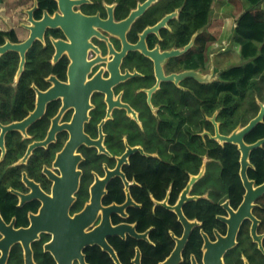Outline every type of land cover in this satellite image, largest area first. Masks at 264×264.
<instances>
[{
  "label": "flooded vegetation",
  "instance_id": "flooded-vegetation-1",
  "mask_svg": "<svg viewBox=\"0 0 264 264\" xmlns=\"http://www.w3.org/2000/svg\"><path fill=\"white\" fill-rule=\"evenodd\" d=\"M43 1L21 0V5L12 11L13 4L9 2L8 14L13 18L8 25L0 23L3 24L0 34L5 39L2 46L8 41L14 44L28 41L35 23L44 22L46 13L51 20H46L48 24L42 36L35 37L27 55L9 50L0 57V60L10 59L4 68L6 71L16 66L11 92L0 94V218L3 222L8 226L13 223L16 230L30 227V215L38 214L43 206V201L33 196L34 189L52 195L55 179L63 175V170L75 173L76 164L75 170L81 173L80 186L71 215L80 214L91 205L95 192L101 207L90 210L92 222L86 231L92 234L93 242L104 239L114 252L97 243L89 245L84 250L85 263L156 264L160 261L157 264H164L186 234L174 207L179 205L192 178L202 173L187 194L189 200L181 205L184 217L193 226L176 264H194V261L197 264L215 261L264 264V252L255 238V235L260 237L264 247V194L252 209L258 220L255 231L254 221L246 217L235 233L228 236L230 224L221 219H231L226 204L237 211L247 191L241 175L239 144L217 138V131L229 136L246 126L260 109L256 113L248 111L247 124L241 122L226 133L225 121L221 119L223 108L206 111L198 95L201 84L205 83L187 77L176 83L171 77L185 71L209 75L211 64L217 67L212 51L216 42H211L207 48L206 69L189 68L188 61L194 62L192 54L206 30H197L184 48L173 46L180 29L182 7L169 10V0H154L143 14L125 25L123 22L131 13L148 0H134L135 5L130 8L125 6L130 0H53L55 7L49 2L47 8ZM174 12L178 16L156 29V25ZM193 39L194 45L189 50L175 57L170 55L162 62L164 74L159 77L152 52L166 55L174 49L183 51ZM9 53L17 55L11 59L14 55ZM174 59L179 60L175 63L176 70L172 67ZM23 60L24 70L18 77ZM257 103L260 104L258 99ZM240 113L227 112L226 116L236 118ZM74 145L75 151L71 152L69 148ZM227 145L237 147L240 153L238 176L243 195L238 206L220 190L219 155L220 149ZM67 147L69 151L60 163L59 155ZM257 149L251 152L252 166L247 172L255 188L264 184L250 176L258 172L252 160ZM106 179L103 193L98 196V180ZM203 200L220 208L215 215L217 224L211 231L204 220L188 212L189 206ZM163 213L169 216L163 217ZM114 228L121 231L113 232ZM196 231L202 239L200 255L191 252L187 257L186 251ZM204 234L213 244L220 242V234L224 237L223 243L229 241L231 246L224 251L223 246H214L211 252ZM3 238L0 232V241ZM51 239V235L42 234L32 244L35 264H58L45 249ZM123 242L128 243V249H121ZM252 246L260 255H248ZM7 264H27L21 242L13 245ZM74 264L81 263L76 260Z\"/></svg>",
  "mask_w": 264,
  "mask_h": 264
},
{
  "label": "water",
  "instance_id": "water-1",
  "mask_svg": "<svg viewBox=\"0 0 264 264\" xmlns=\"http://www.w3.org/2000/svg\"><path fill=\"white\" fill-rule=\"evenodd\" d=\"M154 2V0H148L144 4L140 5L138 10H135L131 13L130 17L127 21L123 22V24L132 23L134 19L143 14L146 9L151 6V4ZM30 17L33 19V12H29ZM67 13V12H65ZM175 16H178V12H174L172 14L167 15L158 25H156V29L160 28L161 26L165 25L168 20L173 19ZM50 20V16L48 13L45 14V21L42 23H35V27L32 28L33 33L31 38L20 44H14L8 41L5 45L0 46V57L1 55H4L9 50H14L17 52H21L24 56L26 54V51L31 47L33 44V41L35 37L42 36L44 29L46 28V25L48 24L47 21ZM66 31L68 32V28L65 27ZM150 29H148L146 32H148ZM146 34V33H145ZM145 36V35H144ZM143 36V37H144ZM194 45V39L192 42L185 47V49H174L173 51L167 53L166 55H160L158 52H152L153 58L156 61V68H157V74L158 76H162L163 68H162V62L167 57H170L172 55L173 57L178 56L186 52L188 49H190ZM142 50L149 54V52L142 47ZM24 60L21 64L18 77H20L21 73L24 70ZM222 69H218L215 67V65H212V73L209 75H205L202 72L197 71H185L180 74H173L171 77L173 81L176 83H179L181 80L187 78H194L197 81L201 83H211L213 79H216L221 74ZM170 78H166L168 80ZM42 93H40V96ZM48 96H51V92L48 93ZM260 111L258 115L253 118L246 126L240 127L236 129L231 135H221L217 131V138L220 139L221 142H230V143H236L239 144L240 150L242 151V169H241V175L243 178L244 186L246 188V194H245V200L243 204L238 208L237 211H234L229 204H226V208L228 209L231 219H227L224 217H221L223 221H227L230 224L229 229V235L235 233V231L238 229L242 221L246 217H250L255 225H254V231L256 228V224L258 220L254 217L252 214V209L254 207V202L261 197L264 194V184L258 187H254L255 182L250 180L247 172L248 168L251 167L250 163V155L251 152L262 145H264V138L260 139L254 144H248L245 141V137L250 134L260 123L264 121V102H260ZM36 115H34L30 120L34 119ZM29 120V121H30ZM215 122V121H214ZM216 125H218L215 122ZM3 135L1 136V141H3ZM73 139L75 137L73 136ZM71 152L75 151V145L71 146L69 148ZM68 147L65 149L63 153L59 155V162L61 163L64 157L66 156L67 152L69 151ZM75 166H77L75 164ZM74 171L78 175H76L74 172H70L69 170L65 171L63 170V175L61 177L56 178V184L54 185V190L52 195H47L43 193L40 189H34L36 192L33 195L35 198H39L43 201V206L41 207L38 214H31V225L28 228H21V229H14V224L12 223L10 226L6 225L3 220L0 218V232L4 236V238L0 241V250L2 251V256L0 258V264H7V261L10 257L13 245L16 242H21L23 245L26 261L27 264H35L33 260V250H32V244L34 241H38L41 238L42 234H49L52 236L51 242L45 246L46 251L49 253H52L53 256L56 258L58 264H74V261L79 260L81 264L85 263V254L84 250L87 246L93 245L97 243L99 246H101L103 249L108 250L110 252H113L112 249L109 247L108 243L104 239H95V242L92 241L90 233L86 231V228L90 225L92 222L89 219V212L90 210L94 208H100L101 202H96V194L93 192V198H92V204L88 205L86 209L80 213L75 214L74 216L71 215V206L76 200V193L80 186V175L81 173L79 171ZM62 168V167H61ZM205 169V167H204ZM119 170H117L116 173H118ZM202 177V173L198 177H193L190 181L187 189L184 191L181 201L178 206L174 207L175 210L178 211L181 220L183 221L185 228H186V234L182 241H179V245L173 254V256L164 264H176L180 257V251L181 246H184V243L187 241L189 237V229L193 225L190 224V222L187 221V219L184 217L181 205L184 201L189 200L187 198V194L190 192L193 184ZM74 180V185L73 184ZM108 179L105 181L98 180V184L100 186V191L97 192L98 196L103 193V188L106 185ZM22 197V196H21ZM23 199H25L23 197ZM130 204V200H129ZM121 213H123L122 209H119ZM106 211V209L104 210ZM106 216V215H105ZM106 222V219L104 220ZM236 223V224H235ZM198 225V223H197ZM112 231L113 228H109V231ZM120 228H114L113 232H120ZM98 237V236H95ZM204 238L206 239V246L211 249V252L213 251V247H220L223 246V251L227 247L231 246L230 242L227 241L226 243H223L224 237H222L220 234H218V238L220 242L218 244H213L210 242L209 237L204 234ZM256 240L259 243V248L261 251L264 252V247L261 241V238L255 235ZM114 253V252H113ZM210 255V252L206 255V257ZM194 264H197L194 261ZM212 264H219L212 262ZM222 264V263H221Z\"/></svg>",
  "mask_w": 264,
  "mask_h": 264
},
{
  "label": "trees",
  "instance_id": "trees-1",
  "mask_svg": "<svg viewBox=\"0 0 264 264\" xmlns=\"http://www.w3.org/2000/svg\"><path fill=\"white\" fill-rule=\"evenodd\" d=\"M169 1L170 2H169L168 8L171 11H173L175 8L182 7L181 14H180L181 21L179 24L180 29L178 32V37H176V34H174L176 39L173 40V43H172L173 46L183 47L184 45L189 43L192 35L197 30H201V29L206 30L207 33L205 32L204 35L200 37L199 39L200 41L192 54V56H194V62H192L191 60L188 61L189 68L206 69L207 60H208V57H207L208 45L211 42L218 40V38L222 34V28L224 26V18L222 16L214 17L215 20L212 19V14H213L212 8H213L215 0L213 2L212 0H169ZM247 1L249 2V8L244 14H241L240 18L237 21L238 22L237 27L234 30V43L236 42L235 43L236 45L241 46V57H242L243 63L239 65H233L229 68L224 69L221 72L220 77H219L220 79L218 81H214L209 84H201L202 85L201 92L198 94L199 97L203 99L204 101V104H205L204 109L206 111L213 110L218 107L223 108L221 119L225 121L226 127L224 128V130L226 133L232 131L241 122L246 123L247 122L246 116L248 114V111H254L255 113L258 112L260 107L257 103V99L259 103L262 101L264 102V93L262 92L263 91L262 89L264 88V76H263L264 75V19L262 18L260 14H258V11L260 10L261 5L264 0H261V1L260 0H247ZM43 2L46 8L49 2L54 4L53 0H44ZM134 5H135L134 0H130L129 3L125 4L127 8H130L131 6H134ZM54 7H55V4H54ZM54 7L51 9V12L53 11ZM255 11L257 13H254ZM41 13L42 11H40L38 15H41ZM207 28L209 32L207 31ZM235 36H237V38ZM0 37H2L0 38V44H4L5 39L3 38L2 34H0ZM39 46L40 44L37 45V48ZM8 55L10 56L14 55L11 58L13 59L17 54L9 53ZM9 60L10 59H6V60L2 59V61L0 60V79H1L0 80V94L10 93L11 92L10 83L14 81V74L16 71V66L13 68H8L7 71L4 69L6 67V63H8ZM3 69L4 71L2 72ZM231 70H233L232 73H231ZM3 75H4V78H3ZM248 75L250 76V78L249 77L247 78ZM225 76L226 77L228 76V77L226 78ZM232 76H234L235 79ZM244 77H246L248 80H246ZM236 78H239L240 80L237 79L236 81ZM242 80H244L246 83L245 82L243 83ZM251 80L255 81L253 82L254 84L251 82ZM250 84L251 86H248ZM256 86L258 88H256ZM243 87L244 88L246 87L245 88L246 90ZM239 88L241 90L240 92L238 91ZM256 89L257 90L259 89L258 92H256L257 91ZM241 92L242 94H240ZM252 93L254 94L252 95ZM236 111H241L238 117L228 118L226 116L227 112H230L231 115H234ZM263 136H264V122L261 123V125L259 124V126H257V128L254 129L247 136L246 140L248 143H254L258 141L259 139H263L264 138ZM211 155H212V152H211ZM219 157H220V162H221L220 190H222L223 193L224 192L226 193V197H229L232 199V203L234 206H238L241 202L242 195H243L242 184L238 176L240 153L238 152L237 147L232 146V145H227L226 147L220 149ZM252 160L258 167V172L253 173L252 175L250 174V176L256 179L258 183H262L264 181V147L254 151V153L252 154ZM219 211H220V208L218 204L216 203L212 204L206 200L196 202V204L189 206L188 208V212L191 216H198L200 219L204 220L205 225L209 231H211L212 227L215 226V224H217L215 215ZM162 216L166 217V216H169V214L163 213ZM43 242H44V238H43ZM201 243H202L201 236L199 232L196 231L189 245V248L186 251L187 257H188V254L191 252H195L198 255H200L199 248L201 246ZM196 245H198V247H196ZM120 247L121 249H128L129 245L128 243L123 242ZM95 252L98 253L99 250L95 249ZM247 252H249V249L247 250ZM39 253L42 254V249L40 248H39ZM254 254L260 255V252L256 250L254 246H252L250 248V252L248 253V255L251 256ZM158 262L160 261H157V263Z\"/></svg>",
  "mask_w": 264,
  "mask_h": 264
},
{
  "label": "rangeland",
  "instance_id": "rangeland-1",
  "mask_svg": "<svg viewBox=\"0 0 264 264\" xmlns=\"http://www.w3.org/2000/svg\"><path fill=\"white\" fill-rule=\"evenodd\" d=\"M225 1H228V0H225ZM234 1H236V3H235L236 6L235 5H225L220 10V7L218 5L220 0H215L213 14H216L217 16H219V15L229 16L230 14H232V11H234L235 14L233 16H235V15H237V13H242L246 10L244 0H234ZM9 2H11L13 4V7H11V11L15 10L16 8H18L21 5V0H4L3 2H0V23L2 22V23H5L6 25H8L10 20L13 18V15L11 13L8 14L9 13L8 12L9 11ZM225 13H227V14H225ZM2 25L3 24H1L0 26H2ZM232 25H233V22H231L230 26H232ZM6 27H8V26H6ZM233 27H235V26H233ZM233 27L230 30V35L228 36L227 41L225 39L220 40V41L218 40L214 44V47L212 48L213 53H215L214 57L216 58V60H215L216 65L217 66H223V68H225V69L229 68L233 65H239V64L243 63L242 58L239 55V50H241V49L238 45H235L234 40L232 39ZM235 58L236 59L240 58V59L237 60V62H235L236 61ZM172 61H173L172 67L174 68V70H176L177 66L175 65V63H179V60L174 59ZM262 90H263L262 92L264 93V88Z\"/></svg>",
  "mask_w": 264,
  "mask_h": 264
},
{
  "label": "crops",
  "instance_id": "crops-1",
  "mask_svg": "<svg viewBox=\"0 0 264 264\" xmlns=\"http://www.w3.org/2000/svg\"><path fill=\"white\" fill-rule=\"evenodd\" d=\"M247 0H244V3H245V8H246V10L244 11V12H242V13H237V15L236 16H233L235 13H234V11L232 12V14H230L229 16H225V15H219V16H222L223 18H224V26H223V28H222V34H221V36L218 38V40L220 41V39L222 40V39H225L226 41H227V38H228V36L230 35V30L232 29V27H233V25L232 26H230L231 25V22H233V24H235V27H233V36H232V39L234 40V30H235V28L237 27V24H238V19L240 18V16H241V14H244L247 10H248V8H249V2L247 1ZM215 3V2H214ZM236 1H234V0H228V1H225V0H220V2L218 3V5H219V7H220V10L225 6V5H235L236 6ZM262 5L263 6H261V8H260V10L258 11V14H260L261 16H262V18L264 19V2L262 3ZM213 9H214V6H213ZM257 11V10H256ZM254 12V13H257V12ZM219 13V12H218ZM239 14V15H238ZM214 15H216V14H214ZM213 14H212V18H214V17H217V16H214ZM218 16V17H219ZM228 17V18H227ZM235 17V18H234ZM226 18V19H225ZM236 20V21H235ZM226 26V27H225ZM228 31V32H226V31ZM218 40H216V41H214V42H217ZM230 42V41H229ZM239 47H240V49H241V46L239 45ZM240 53H241V50H239V55H240ZM241 56V55H240ZM240 58H237L236 59V62H237V60H239ZM217 66V65H216ZM217 68L218 69H225V68H223V66H217Z\"/></svg>",
  "mask_w": 264,
  "mask_h": 264
},
{
  "label": "bare ground",
  "instance_id": "bare-ground-1",
  "mask_svg": "<svg viewBox=\"0 0 264 264\" xmlns=\"http://www.w3.org/2000/svg\"><path fill=\"white\" fill-rule=\"evenodd\" d=\"M214 0H212V2H213ZM261 1V0H260ZM202 2V1H201ZM247 2V1H246ZM264 2V1H263ZM259 4H260V2H259ZM181 5V4H180ZM210 5H212V4H210ZM183 6V5H182ZM214 6V5H213ZM261 6H263V5H261ZM178 7V6H177ZM210 7V6H209ZM233 7V6H232ZM213 9V8H212ZM264 9V8H263ZM236 11V10H235ZM216 12V11H215ZM227 12V11H226ZM233 12V11H232ZM181 12H179V14H180ZM186 13V12H185ZM225 14H227V13H225ZM214 15V14H213ZM229 15V14H228ZM239 15V14H238ZM214 16H217V15H214ZM231 16V15H230ZM236 16V15H235ZM218 17V16H217ZM220 17V16H219ZM178 18V17H177ZM228 18V17H227ZM235 18V17H234ZM184 19V18H183ZM191 19V18H190ZM212 19H214V18H212ZM226 19V18H225ZM215 20V19H214ZM34 21V20H33ZM212 21V20H211ZM236 21V20H235ZM215 22V21H214ZM213 23V22H212ZM34 25V24H33ZM210 26H211V24H210ZM221 26V25H220ZM233 26H235L234 24H233ZM207 27H209V26H207ZM226 27V26H225ZM211 28V27H210ZM210 30V29H209ZM226 31V30H225ZM226 32H228V31H226ZM207 33V32H206ZM229 33V32H228ZM200 34V33H199ZM202 35V34H201ZM201 35H199V36H201ZM238 35V34H237ZM3 36V35H2ZM30 37V36H29ZM236 38H237V36H235ZM0 38H2V37H0ZM38 38V37H37ZM2 40V39H1ZM221 40V39H220ZM223 40V39H222ZM24 41V40H23ZM38 41V40H37ZM3 42V41H2ZM16 42V41H15ZM24 42H26V41H24ZM5 43V42H4ZM196 43V42H195ZM236 43V42H235ZM238 43V42H237ZM35 44V43H34ZM221 44V43H220ZM236 45V44H235ZM221 46V45H220ZM244 46V45H243ZM249 47V46H248ZM184 48V47H183ZM232 48V47H231ZM189 50V49H188ZM230 50V49H229ZM231 51V50H230ZM223 53V52H222ZM246 54V53H245ZM19 55H20V53H19ZM27 55V54H26ZM217 55V54H216ZM238 55V54H237ZM240 55H241V53H240ZM240 57V56H239ZM7 59V57H4V59ZM20 58V57H19ZM215 58V57H214ZM242 58V57H241ZM247 58H248V56H247ZM236 59V58H235ZM252 60V59H251ZM2 61V60H1ZM229 61V60H228ZM253 61V60H252ZM217 62V61H216ZM236 62V61H235ZM2 63V62H1ZM5 63V62H4ZM21 63V62H20ZM248 64V63H247ZM246 64V65H247ZM249 64H250V62H249ZM6 65H7V63H6ZM242 65H244V64H242ZM26 66H28V65H26ZM211 66H212V64H211ZM244 67V66H243ZM247 67V66H246ZM26 69V68H25ZM27 70V69H26ZM243 70H244V68H243ZM246 70V69H245ZM203 71V70H202ZM230 71V70H229ZM232 71L233 70H231V73H232ZM240 71V70H239ZM248 73H249V71H248ZM5 74V73H4ZM8 74V73H7ZM235 74H237V73H235ZM238 74H239V72H238ZM241 75V74H240ZM243 75V74H242ZM246 75V74H245ZM224 76V75H223ZM235 76V75H234ZM234 76H232V77H234ZM244 76V75H243ZM260 76V75H259ZM264 76V75H263ZM9 77H11V76H9ZM222 77V76H221ZM226 77V76H225ZM228 77V76H227ZM226 77V78H227ZM231 77V76H230ZM229 77V78H230ZM237 77V76H236ZM240 77V76H239ZM250 78V76L248 75L247 76V78ZM3 78H4V75H3ZM2 78V79H3ZM219 78V77H218ZM225 78V79H226ZM246 80H248L246 77H244ZM261 78H262V76H261ZM15 79V78H14ZM234 79H235V77H234ZM237 79H239V78H236V81H237ZM243 79V78H242ZM255 79V78H254ZM1 80V79H0ZM240 80V79H239ZM243 81V83L245 82L244 80H242ZM11 82V81H10ZM18 82V81H17ZM241 82V81H240ZM251 82L253 83V82H255V81H252L251 80ZM22 82L20 81V84H21ZM246 83V82H245ZM250 83V82H249ZM237 84H238V82H237ZM254 84V83H253ZM7 85V84H6ZM17 85V84H16ZM241 85V84H240ZM246 85V84H245ZM244 85V86H245ZM21 86V85H20ZM247 86V85H246ZM248 86H251V84L250 85H248ZM19 87V86H18ZM240 87V86H239ZM254 87V86H253ZM13 88V87H12ZM244 88V87H243ZM246 88V87H245ZM244 88V89H245ZM248 88H250V87H248ZM256 88H258L257 86H256ZM17 89V88H16ZM38 89V88H37ZM252 89V88H251ZM38 90H40V89H38ZM246 90V89H245ZM248 90V89H247ZM250 90V89H249ZM257 90V89H256ZM259 90V89H258ZM258 90L256 91V92H258ZM239 92L241 91L240 90V88H239V90H238ZM244 91V90H243ZM253 91V90H252ZM246 93V92H245ZM238 94V93H237ZM240 94H242V92L240 93ZM254 93H252V95H253ZM259 95V94H258ZM252 97V96H251ZM253 98V97H252ZM258 98V97H257ZM3 102V101H2ZM252 102V101H251ZM263 102V101H262ZM254 105H255V103H254ZM258 106V105H257ZM247 124V123H246ZM261 125V124H260ZM259 126V125H258ZM262 127H263V125H262ZM257 128V127H256ZM260 128V127H259ZM259 134V133H258ZM264 137V136H263Z\"/></svg>",
  "mask_w": 264,
  "mask_h": 264
},
{
  "label": "clouds",
  "instance_id": "clouds-1",
  "mask_svg": "<svg viewBox=\"0 0 264 264\" xmlns=\"http://www.w3.org/2000/svg\"><path fill=\"white\" fill-rule=\"evenodd\" d=\"M223 71V70H222Z\"/></svg>",
  "mask_w": 264,
  "mask_h": 264
}]
</instances>
